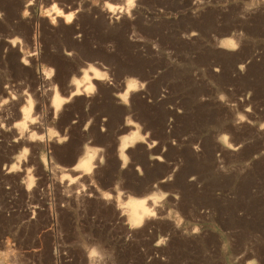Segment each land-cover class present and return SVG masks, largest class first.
<instances>
[{
  "label": "rangeland",
  "instance_id": "1",
  "mask_svg": "<svg viewBox=\"0 0 264 264\" xmlns=\"http://www.w3.org/2000/svg\"><path fill=\"white\" fill-rule=\"evenodd\" d=\"M49 2L32 0L29 7V0H0V92L8 78L12 83L31 85L34 92L39 85L43 106L49 89L54 91L57 84L70 91L69 78L85 70L86 64L107 73L109 79L91 80L98 89L95 96H78L57 125L64 129L74 114H79L81 123L94 118L87 136L73 127L70 143L49 149L44 166L38 159L41 145L31 146L30 164L39 176L37 188L27 192L20 183L23 172L6 175L0 171V233L16 225L26 246L35 238L40 248L35 264H60L57 256L61 248L68 253L67 264H82V246L101 244L114 250L116 264H148L150 256L151 264H158L153 244L158 234L165 233L172 239L161 254L169 258V264H201L202 250L217 253L218 235H227L224 230L256 245L257 254L264 256V131L237 122L248 107L249 90L253 92V124L264 122V54L257 51L264 40L253 36L236 55L216 47L231 38L224 33L235 27L232 14L221 16L218 10L199 18L184 14L192 0H141L154 15L141 11L131 23L90 8V0H58L65 9L75 10L82 3L84 10L71 24L57 18L56 25L39 15ZM161 7L171 14L159 12ZM24 11L30 16L23 17ZM191 30L197 31L198 37L189 39ZM249 31L264 35V15L254 18ZM13 37L22 40L16 48L8 42ZM33 52L36 55H29ZM21 56L30 61V67L20 63ZM245 58H249L250 67L242 74L239 64ZM49 66L56 69L55 83H42L44 77L38 73ZM217 67L221 69L218 73ZM129 82L135 83L136 90L123 105L120 95ZM220 95L225 96L224 101L219 100ZM57 97L64 98L59 93ZM57 97L51 96V102ZM17 107L13 103L9 115L17 116ZM47 114L45 107L41 113L45 125ZM126 119L139 126L141 134L150 132V140L157 141V146L148 149L143 143L135 144L127 152L131 165L121 170L117 144L134 129L124 126ZM225 134L230 142L243 143V150L221 146L218 141ZM10 140L7 133L0 132V167L10 164L20 147L9 146ZM95 145L107 150V163L96 173L92 190L84 195L71 181L62 189L55 174L63 177L70 173L59 164L69 165L76 156L78 161L83 159L84 149L95 151L97 157L100 148ZM44 148L48 149L47 143ZM224 162H228L231 175L224 174ZM49 164L52 175L44 170ZM114 181V190H103L111 188ZM156 182L170 193L173 207L190 220L200 221L205 237L188 241L176 235L171 224L161 221L135 231L127 227V209L119 203L127 197L147 200L146 193ZM251 186L256 187L255 193ZM177 195L179 201H175ZM129 234L131 238L126 239ZM98 251L104 255L103 248Z\"/></svg>",
  "mask_w": 264,
  "mask_h": 264
},
{
  "label": "clouds",
  "instance_id": "2",
  "mask_svg": "<svg viewBox=\"0 0 264 264\" xmlns=\"http://www.w3.org/2000/svg\"><path fill=\"white\" fill-rule=\"evenodd\" d=\"M32 6V0H29V7ZM90 8H98L106 15L119 21L122 19H127L130 23L133 22L141 11L148 12L149 15H154L153 12L147 7L146 4L142 3L141 0H90ZM83 4L81 3L79 7L75 10L69 8L65 9L58 2V0H50L48 7H41L39 10V15L49 18L51 24H57V18H62L67 24H71L76 18L78 12L83 11ZM212 10H218L221 16L232 14L233 22L235 27L225 32V36L231 38L224 40L223 44L216 45V47L222 50H228L230 54L236 55L240 52L244 43L253 36L256 39L264 40V35L253 34L249 31V26L251 25L254 18L264 15V0H192L191 5L184 14L191 13L194 17H201L207 12ZM159 12L170 15V10H166L161 7L158 9ZM2 15V14H0ZM23 17L27 18L30 16L29 11L23 12ZM183 36V34H182ZM193 37H198V32L195 30L190 31L189 39ZM13 48H16L18 44L22 43L20 37H13L8 41ZM7 51V49H5ZM257 51L264 54V45H258ZM69 56L72 55L71 52L67 53ZM29 55H36V53H29ZM264 59V55L261 57ZM258 62V61H257ZM20 63L25 66H31L30 61L23 56L20 58ZM88 68L89 65H84ZM247 67H250L249 58L243 59L239 64V70L243 74L246 72ZM217 73L220 72V68L214 69ZM90 71L96 73V77L101 81H107L109 75L107 73H101L96 70V67H91ZM56 69L49 66L48 70L44 73H38L42 75L45 82L55 83ZM84 76L87 79V75L83 70L74 73L72 77L69 78L68 88L70 91L65 92L60 85H56L55 90L49 89L48 96L45 105H40L39 94L40 86H37L35 92L31 88V85L23 84L22 82L12 83L11 79L8 78L3 82V91L0 92V132L7 133L11 140L9 141V146L11 144H17L20 147L12 154L10 160L11 163L4 164L0 167V171H4L7 174H17L23 172L24 175L20 179V183L26 188L28 193H31L35 188L38 187L39 176L36 174L35 165L30 164L31 157L33 155L32 145H41L42 153L38 156L41 166L48 163L47 154L49 149L55 147H63L65 144L70 143L72 134L71 130L73 127H78L82 133L86 136L90 132L92 126H94V118H89L84 123L80 122L79 114H74L73 119L70 124L65 125L64 129H60L57 125L60 118L67 111L68 107L74 102L78 96H87L89 99L94 97L98 89L93 86L87 90V92H78L76 89V84L79 82V77ZM141 88L144 87L142 84ZM15 93V94H13ZM59 93L64 99L60 103L53 105L51 102V96ZM249 99L247 100L248 107L244 108V115H239L238 123L243 122L246 126H252L257 132L264 131V122H260L258 125L253 124L252 113V97L253 92L249 90L247 93ZM203 99V98H202ZM220 101L225 100L224 95L219 96ZM123 102L128 104L129 97L125 95L123 97ZM13 103L18 105L16 111L17 116L9 115V109ZM235 106V105H233ZM47 108V120L48 124L43 123L41 116L44 108ZM247 117V118H246ZM104 119H107L106 117ZM55 121V123H53ZM105 129L101 128V131ZM143 131V129H142ZM151 133L139 135L136 139L138 143H143L148 149H154L157 146V141L150 140ZM119 139V138H118ZM87 142V141H86ZM221 146H226L227 149L239 152L243 150L245 145L243 143H237L235 141L230 142L229 135L225 134L220 136L218 141ZM47 143L48 149L44 148ZM173 144L176 143L175 140L172 141ZM236 144V147H234ZM100 148V153L96 157L95 164L96 167L90 168L88 173L81 175L79 170H76L75 166L78 162L79 156L74 157L71 164L64 165L59 164L60 168L66 169L70 174L61 177L59 173L55 174L56 183L59 184L62 189L67 187V181H71L81 193L87 195V192L92 190L93 181L96 179V173L100 171L101 168L107 163V158L105 156L106 149L103 146L95 145ZM135 144H129L127 141L124 144V150L121 151L119 144H117V159L121 160V170H126L127 167L131 165V158L127 154L128 149L135 148ZM200 151L199 148L196 149ZM52 158H55L54 150L52 152ZM256 157L253 156L252 159ZM160 159V157H157ZM59 163V162H57ZM24 165L25 167H22ZM51 165L49 164L44 168L48 171L50 175ZM136 170L142 176L143 171L139 165H136ZM222 170L225 175H231L229 171L228 162H224ZM75 177V179H73ZM173 177L169 175L167 177L168 181H171ZM193 180L196 178L193 177ZM99 184V181L96 182ZM115 181L111 188L103 189L105 191H112L115 187ZM87 184L89 187L85 189L84 185ZM161 182H156L152 185L147 195V200L140 199L142 206V212L135 216L131 221H127V227L131 231L140 230L147 226V224L161 221L167 222L172 225L175 229L176 235L183 236L188 241H194L205 237L207 232L203 225L200 224L199 220H190L184 213H182L178 207H173L172 201L169 200L170 193L164 190L160 186ZM102 187V186H101ZM250 191L252 193L256 192V187L251 186ZM74 192H69L68 195H74ZM181 197L179 195L175 196V201H179ZM147 206H144V205ZM244 213L241 212V216ZM11 215V213H9ZM35 219V216L30 217L29 220ZM15 229V230H13ZM224 230V229H223ZM227 235L223 238L219 237V247L216 254H213L209 250L205 249L201 252V264H264V256L257 254L256 245L251 242H245L243 239L238 238L233 235L231 230H224ZM131 234L126 237L130 239ZM172 236L170 234H158L153 247L157 250L154 254L155 259L158 264H169V258L166 255L161 254L162 249H166L170 242ZM43 244V241H40ZM99 248L104 249V255L98 251ZM84 252L82 258V264H116V257L114 250L109 251L103 244L94 245L90 247H83ZM40 252V248L37 247V240L33 238L32 243L28 246L25 245L23 238L20 235V229L13 225L5 232L0 233V255H3V259H0V264H35L36 260L39 259L37 253ZM61 256L63 259L61 260ZM69 259L68 253L61 248L60 254L57 256V260L60 264H67ZM153 257H148V264H151Z\"/></svg>",
  "mask_w": 264,
  "mask_h": 264
},
{
  "label": "bare ground",
  "instance_id": "3",
  "mask_svg": "<svg viewBox=\"0 0 264 264\" xmlns=\"http://www.w3.org/2000/svg\"><path fill=\"white\" fill-rule=\"evenodd\" d=\"M90 68L91 67H88L86 68L84 71V73L87 75V79L84 78V76H82L83 80H79V82L76 84V89L78 92H87V90L91 87H93L94 85L91 83V80H96L98 82H100V80L96 77V73L94 71H90ZM97 71H100L96 68ZM101 72V71H100ZM90 73V74H89ZM103 74V72H101ZM126 83V82H125ZM134 83V82H133ZM133 83L129 82L127 83L126 87H125V91L123 92L122 98L121 99V104L123 105H126L124 102H123V97L125 95L129 96V94L131 92H135V86ZM56 97H57V94H56ZM86 97V96H84ZM64 98L60 99L57 97V98H54V100L52 99V104L53 105H56L58 103H60L61 100H63ZM96 102V101H95ZM98 104V103H97ZM122 105V106H123ZM99 109V108H98ZM97 109V110H98ZM113 110V109H112ZM116 110V109H115ZM118 110V109H117ZM129 110V109H128ZM124 126L125 127H134L133 130H131L128 135H125L123 137L120 138V141H119V147L121 149V151L123 152L124 150V144L125 142L127 141L130 145L131 144H142V143H138L137 142V137L139 135H142L141 132H140V128L139 126H137L133 121H131L130 119H126L125 120V123H124ZM71 147V146H70ZM87 147V146H86ZM68 148V147H66ZM131 148V147H130ZM93 149V148H92ZM95 155H96V152L95 151H89L88 149H84L83 153H82V158L81 160H79L77 163H76V170H79L81 172V174H85V173H88V170L90 168H93L94 167V160H95ZM123 157H121V160H122ZM120 160V161H121ZM107 198V196L105 197ZM121 198V196H120ZM116 199L118 202H120L119 200V195L117 194L116 196ZM144 200H146L145 198H142ZM119 204H122L126 207L127 209V221H131L135 216L139 215L141 212H142V206H141V203H140V199L138 198H133V197H127L125 199V201H121ZM118 206V205H117ZM146 206V205H144ZM120 208V207H119ZM124 211V210H123Z\"/></svg>",
  "mask_w": 264,
  "mask_h": 264
}]
</instances>
